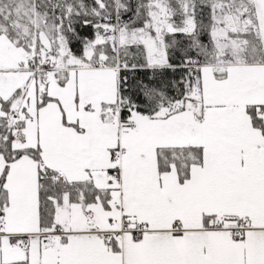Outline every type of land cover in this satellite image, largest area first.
Listing matches in <instances>:
<instances>
[{"label":"snow or ice","instance_id":"6c2138e0","mask_svg":"<svg viewBox=\"0 0 264 264\" xmlns=\"http://www.w3.org/2000/svg\"><path fill=\"white\" fill-rule=\"evenodd\" d=\"M0 264H264V0H0Z\"/></svg>","mask_w":264,"mask_h":264}]
</instances>
